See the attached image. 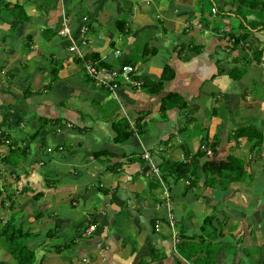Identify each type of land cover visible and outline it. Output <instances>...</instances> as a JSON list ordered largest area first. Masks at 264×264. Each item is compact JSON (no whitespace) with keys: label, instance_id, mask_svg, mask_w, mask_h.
<instances>
[{"label":"crops","instance_id":"0c3cea01","mask_svg":"<svg viewBox=\"0 0 264 264\" xmlns=\"http://www.w3.org/2000/svg\"><path fill=\"white\" fill-rule=\"evenodd\" d=\"M127 1L131 8L122 16L126 10L120 0H53L51 7L41 0H0L6 10L0 16V130L10 126L16 133L15 127L29 128L27 134L20 130L18 137H10V142L23 144V163L0 167V185L8 182L7 193H16L12 206L19 196L27 195L12 210L36 208L27 228L37 231L54 224L61 238L73 242L48 253L58 264H196L183 258L177 246L189 242L187 237L202 236V220L198 222L196 215L206 211L210 218L206 229L222 227L223 233L211 240L218 246L213 264H264L253 247H261L257 232L264 235V50L259 62L252 57L256 46L264 47V28L256 27L246 41L228 51L226 33L240 31V25L234 23L232 29L226 24L224 31L219 30L210 23L212 13L205 24L197 0ZM218 2L231 6L219 14L221 19L235 13L236 1ZM15 3L28 19L12 17L8 8ZM120 17L124 33L115 26ZM10 23L16 24L13 29ZM82 27L87 31L83 37ZM64 28L69 38L62 35ZM81 38L89 43L82 47ZM38 41L45 48L36 45ZM71 41L83 48L84 55L95 52L112 66L130 60L136 67L131 79L140 84L120 83L114 92L93 84L81 61L68 51ZM119 43L122 50L116 47ZM54 65L56 76L50 81ZM164 66L172 70V77L158 92L150 93ZM168 92L179 95L185 106L161 112L159 102ZM206 112L221 113V119L213 121ZM39 118L45 119L44 125L30 139ZM122 118L133 133L115 142L112 123ZM136 118H140L139 131L133 126ZM226 119L230 125L223 122ZM196 121L198 127L193 125ZM186 122L191 125L188 136L181 134ZM248 125L261 134L258 145L245 137L233 138L235 128ZM204 130L211 137L202 138ZM202 140L214 143L210 159L224 161L229 155L241 159L243 178L223 189L217 183L210 192L201 183L190 184L192 178L163 181L160 162L186 161L185 153L193 155ZM4 148L0 145V156ZM142 151L149 152L169 193L172 227L166 208L156 206L164 190L152 192V179H158ZM45 161L53 167L42 168ZM44 170L59 176L54 180L48 173L44 176ZM33 178L37 181L28 187L18 185ZM45 179L50 183L45 184ZM192 190L200 196L194 198ZM31 199L41 200L35 205ZM90 201H96L94 208H87ZM64 202L68 210L62 208ZM58 205L62 211L55 215L52 208ZM87 219L95 221L93 235L82 238L78 234ZM41 241L30 242L43 249L38 245Z\"/></svg>","mask_w":264,"mask_h":264},{"label":"trees","instance_id":"16d2710c","mask_svg":"<svg viewBox=\"0 0 264 264\" xmlns=\"http://www.w3.org/2000/svg\"><path fill=\"white\" fill-rule=\"evenodd\" d=\"M121 1L122 0H120V3ZM210 1L212 2V4L208 6V10H209L208 13H211L210 12L211 7L215 6V8H217L214 0H210ZM234 1H236L234 5V11L235 13H237L238 19L240 18L239 23L240 21L241 23L239 24L240 31L234 33L230 30L226 33L227 35L226 39L230 44V47H228V51L241 44V42L246 41L248 36L252 33L253 29H255L256 27H259V29L264 28V0H232V2ZM123 3L126 12L124 14L122 12V16H127L129 14L128 12L131 8V5L127 0H123ZM3 5L6 8L8 7L7 3H3ZM197 5H198L197 10L199 12L200 20L202 14V21L205 24H207V21L204 17L205 15L203 14V6L201 5V0H197ZM224 6L225 5L221 4L219 7L220 10H218L217 8L218 10L217 12H219L220 14H225L224 9L230 10L229 9L231 7L230 3H228L227 8H225ZM15 8H17V11L15 10ZM8 9H9L8 11L10 12L13 18L20 20L28 19V17L22 11L20 5H17L15 3ZM80 12L85 13L86 10L84 11L80 9ZM250 13H253L252 17ZM246 15L250 16V18L246 19L245 17ZM81 21H82V17H81ZM15 25H16L15 23H10V29H13ZM123 25H124L123 17H120L118 20H116L115 26L119 32L122 33L125 32ZM48 35L50 36L51 33H49ZM263 50L264 47L257 48V46L253 49L252 57L256 62L260 61L261 53ZM84 58L95 61L96 65H103L107 68L116 67V66H112V64H107L106 62L99 60L95 52L86 53L84 55ZM77 60L78 59L76 58V61ZM122 64L133 65L134 63H132L130 60H126ZM56 71H57V67L54 65V67L50 71L51 72L50 81L55 79ZM172 75H173L172 70L169 67L164 66L162 68L159 81L152 86L149 92L150 93L158 92L161 88L162 83L169 80L172 77ZM135 76L136 75H133L134 78ZM119 79L120 77H116L114 79V81L117 82V85L120 84ZM48 85L49 83H47L46 86L48 87ZM173 106H177L178 108H181L185 106V102L176 93L168 92L160 100L158 107L161 112H164ZM44 120L45 119H40V118L38 119V124L36 128L29 136L30 139H33L35 138V136H37L40 129L42 128V125H44L43 124ZM139 120L140 118L139 119L136 118V120L133 122L134 128L138 131L140 128ZM9 127L10 126H5L4 130H0V145L4 144L5 146V148L1 151V156H0L1 168L5 166L10 168L11 167L16 168L18 164L23 163L26 157L22 148L19 149V147L14 146L16 144H14L13 141L10 142V133L8 132ZM112 128L115 132L113 136V140L115 142H122L133 133V129L130 127L129 123L124 118L118 119L117 121L113 122ZM10 130H12V128H10ZM232 136L234 139H238L239 137H245L248 140L252 141L253 146L258 145V143H260L261 140V134L258 133L255 129L254 131H252V127L249 125L239 126L235 128L233 130ZM200 144L207 146L211 150V154L212 152H214L213 142H207L202 140ZM3 151H5V153ZM185 155L187 159L186 161L171 160L167 158V159H163L160 162L159 166L161 167V176L163 181L166 182L167 178H171L173 180H177L179 178H184L189 180L190 178H192L191 181L189 180L190 184L192 185L193 184L197 185V183H201L202 187L206 188V186L215 187V185L218 183L221 184L223 188H226L229 182L241 180L244 176L242 160L238 158H234L230 155L226 157L224 161H216L210 159V155H206L204 151H201L199 149L196 150V152L193 155L189 156V154L187 153H185ZM13 172L14 170H12V172H9V174H13ZM200 176H203L202 181L200 180ZM9 185L10 183L8 182L0 185V214H3L5 210H8L9 212L12 209L11 208L13 203L12 197H14L15 193L14 192L7 193L6 190L9 187ZM34 199H36V197ZM159 201L160 199L157 202ZM5 202H7V204H5ZM19 212L18 210H16L15 212H10L9 216L5 218L0 216V248H2L11 257V259L15 264H39L40 261H38V263L35 262L34 248L30 247L28 244L30 240H35V237L38 234V232L30 230L29 227L23 229V226L25 224L27 225L29 220L26 217V215L22 213L21 210H19ZM209 220L210 218H208V216L203 217L202 223L199 226L202 232L204 230L205 223ZM83 222H85L86 226L93 225V223H95L93 219H87L84 220ZM206 228L207 227H205V231H204L205 236L208 237V240H206V242L205 239L202 238V236L196 238L194 236L187 237V239H189V242L193 244L191 246L190 252H185L183 250V247H185L186 243H184V245L178 244L177 247L180 250L179 254H181L183 258L189 260V258L194 256L192 260L196 264L199 262H201L202 264H213L215 249L218 248V246L215 244H214L215 246H212L213 243H211V240L218 236L223 235L222 227H219L218 229L210 227L208 230ZM48 233L49 231L45 233L44 237L53 238L54 235ZM80 233L78 234L79 236ZM196 239L198 240L197 242L195 241ZM72 244L73 242L71 240L65 241L64 243H62L61 246L54 247L53 251L59 252L63 248H68ZM201 244H202V248L200 247ZM38 245L43 246L42 243ZM194 247H196V249H192ZM197 251L199 252L196 255ZM201 253L205 254L203 259ZM0 264H4V263L0 262Z\"/></svg>","mask_w":264,"mask_h":264},{"label":"rangeland","instance_id":"374dc122","mask_svg":"<svg viewBox=\"0 0 264 264\" xmlns=\"http://www.w3.org/2000/svg\"><path fill=\"white\" fill-rule=\"evenodd\" d=\"M42 2H43V4L44 5H46V4H48L50 7H51V3L53 2V0H41ZM123 1V0H122ZM215 1V3H216V7L218 8V10H220L219 9V7H220V5H219V2H218V0H214ZM210 4H212V2L210 1V0H201V5L203 6V14L205 15L204 17L206 18V17H208V6L210 5ZM198 8V5H196V9ZM198 11V10H197ZM5 12H6V10L2 7V5H0V16L1 15H3V17H4V15H5ZM220 13H216V14H211V17L212 18H210L212 21H210V23H212V24H214L213 26H216L219 30H223L226 26V24H227V26H231L232 27V29L234 28V26H233V24L234 23H236V24H240L241 23V21H240V23H239V19L236 17V16H238L237 15V13H233V15H229V16H225V19H221V16L219 15ZM250 15H251V17L253 16V13H250ZM246 17V19H249L250 18V16H248V15H246L245 16ZM209 21V20H208ZM207 21V22H208ZM65 23V22H64ZM103 31V30H102ZM224 31V30H223ZM37 44L36 45H38L40 48H45V45L43 46V42H41V41H38V42H36ZM116 47L119 49V50H122L123 49V45H122V43H119V44H117L116 45ZM22 51H24V49H22ZM43 54H45V53H43ZM24 59V58H23ZM32 64V62H30V65ZM221 72V71H220ZM123 84H127V83H123ZM138 89H139V87H137ZM143 89H144V87H142ZM211 112V111H210ZM210 112H206V113H208L207 115H208V117H210V116H212L213 118H214V120L213 121H219L221 118H219V116L221 115V113H213V114H211ZM234 120H236V122L238 121V118H234ZM224 121H226L227 122V125H230V119H226V120H223V122ZM231 121H233V119L231 120ZM223 122H221V123H223ZM185 125H186V128L185 129H183L181 132V134L182 135H184V136H188V131H189V129H188V127L189 126H191L190 124H189V122H186L185 123ZM194 126H196V127H198L199 126V122L198 121H196L194 124H193ZM18 129H16V127H15V130H17V131H20V130H22L24 133H28V131H29V128L27 127V126H24V128H20V127H17ZM10 129V128H9ZM8 129V130H9ZM17 131H16V133H14L15 131H14V129H12L11 130V132H10V137L11 138H16V136L18 137V133H17ZM14 135H16V136H14ZM201 136H202V138H205V137H211V134H210V132H206V130H204V132H203V134L201 133L200 134ZM24 138H26V139H28V135H24ZM14 144H16V145H14V146H16V147H19V149L22 147V143H18L17 141L16 142H13ZM53 150V149H52ZM48 151V150H47ZM49 154V153H48ZM41 155H42V153H41ZM44 166L42 167V168H47V169H51L53 166L52 165H50V163L48 162V161H45L44 162V164H43ZM45 174H44V176L46 175V173H48V175H47V177H52L54 180L56 179V178H58V176H59V174L57 173V174H55L54 173V170H44L43 171ZM8 173V172H7ZM77 179L79 178V176H77L76 177ZM46 181H44V182H46L45 184H49L50 183V181L49 180H47V179H45ZM37 180L35 179L34 180V178H33V180L30 182V180H28V181H23V182H21L20 184H19V182H18V185L19 186H21L22 187V185L25 183V184H27V187L30 185V183H35ZM56 182H54L53 181V184H55ZM24 184V185H25ZM94 184H96V183H94ZM221 187V189H223V187L222 186H220ZM17 189H18V187H17ZM208 192H210L211 190H213V189H209V187L208 186H206V188H205ZM53 190V189H52ZM51 190V191H52ZM162 190H163V185L159 182V181H156L155 179H152V192L154 193V194H158L159 192H162ZM192 195L194 196V198L195 197H199L200 195H199V193L196 191V190H192ZM264 194V193H263ZM15 196H16V194H15ZM71 194H70V198H71ZM19 198V200L17 201V202H14V204H13V206H11V208L13 209V208H15V206L17 205V203H19L20 202V200H23V199H27V195L25 196H19L18 197ZM163 198V195L161 194V198L160 199H162ZM37 200V199H36ZM39 200H41V199H39ZM38 200V201H39ZM31 203H34L35 205H37L36 203H38V201H35L34 199H31V200H29ZM94 206H96V201H90L89 203H87V208H94ZM31 208H33V207H30V210L29 211H24V212H22L23 214H25L26 215V217L27 218H29L30 216H33L35 213H34V211L36 210V208H34V209H31ZM62 208L63 209H69V206L64 202L63 203V205H62ZM62 208H60L59 207V205L58 206H56V208H55V206L52 208L53 209V212L55 213V215L56 214H59V213H61V209ZM11 209V211H9L8 212V210H5L4 212H3V214H0V216H2L3 218H5V217H8L9 216V214H10V212H15L16 210H18V212H19V209H14V210H12ZM52 209H50L49 211H52ZM48 211V212H49ZM20 213V212H19ZM54 214L53 213H51L50 212V214H49V219H52L54 216H53ZM205 215H209V212L208 211H206L205 213H203V212H198L197 213V215L196 216H199V221L198 222H200V220H202L203 219V217L205 216ZM215 217H218V216H216L215 215ZM25 224V223H24ZM206 225H207V222L205 223V226H204V230H203V232L201 231V233H202V238H204L205 239V227H206ZM27 228V225L25 224L24 226H23V229H26ZM30 229H32V228H30ZM157 229H158V226H157ZM162 229V226L160 225V230ZM47 231H49V233L48 234H51V235H54V238H46L45 239V237H44V235H45V233L47 232ZM36 232H38V234L36 235V237H35V240L37 241H40V240H42L41 241V243L43 244V249L42 248H35V246L33 245V244H31V242H29L28 244H29V246L30 247H33L34 248V256H35V262L36 263H38V261H40L39 262V264H58V262H57V260L56 259H52V258H54L53 256H50V255H48V253H54L55 251H53V249H54V247H57V246H61L62 245V243H64L65 242V239H63V238H61L59 235H58V233L57 232H59L58 231V229H57V227L56 226H54V224H48V225H45V227H41L40 229H38ZM261 231H258L257 233H258V240L256 241V240H254V241H256L261 247L260 248H257V246H253L254 247V251L255 250H257L258 252H259V254L261 255V257L262 258H264V252H261V251H264V235H261V234H259ZM35 240H33V241H35ZM30 241H32V240H30ZM64 241V242H63ZM205 242H206V240H205ZM40 243V244H41ZM193 244L191 243V242H188V241H186V244H185V247H184V251L185 252H190L191 251V246H192ZM216 245V244H215ZM214 244H212V246H215ZM211 246V247H212ZM201 248H202V244H201V246H200ZM192 249H196V247H194V248H192ZM217 249L218 248H216L215 249V252L217 251ZM44 252H45V255H44V258L42 259V258H39V257H41V255L42 254H44ZM199 251H197L196 252V255H197V253H198ZM202 254V259L204 258V255L205 254H203V253H201ZM256 254V256L259 258V255H258V253L256 252L255 253ZM193 255V254H192ZM195 255V256H196ZM194 257V256H193ZM193 257H191V258H189V259H192ZM206 257V256H205ZM10 258V259H9ZM207 259V258H206ZM203 261V260H202ZM0 262H3L4 264H15L14 262H13V260L11 259V257L2 249V248H0Z\"/></svg>","mask_w":264,"mask_h":264},{"label":"built area","instance_id":"2783aa9c","mask_svg":"<svg viewBox=\"0 0 264 264\" xmlns=\"http://www.w3.org/2000/svg\"><path fill=\"white\" fill-rule=\"evenodd\" d=\"M211 13H216V9L213 7L211 9ZM83 20H85V17H82ZM86 28L82 27L81 29V34L83 37L84 34L86 33ZM62 35L69 38V31L68 28H64L61 31ZM89 43L88 39L81 38L80 39V44L85 46L86 44ZM79 45H76L74 41L70 42V45L68 46V51H70L74 56L81 61V66L82 70L87 77L93 84L102 86L104 88H107L110 92H114V90L118 87L117 82L114 81L116 77H120L119 81L120 83H127L133 86H138L140 84L139 80H133L131 77L134 75L136 72V67L130 64H119L116 67H110L107 68L103 65H96V62L91 60V59H86L84 58V53L82 49H80ZM119 54V51L115 50L114 51V56H117ZM160 148H158L159 150ZM201 150L204 151L206 155L211 154V150L206 147L203 144H199L196 150ZM49 151L50 148H47ZM141 157L146 160L149 165H150V171L156 176L159 182L163 183L160 176H159V168L155 164L152 163L149 152L148 151H142ZM163 201L156 203V206H161L163 205L166 210H167V215H168V223L170 227L173 225V217L171 214L168 212L169 210V203H170V198H169V193L167 192V188L164 186L163 189ZM155 230H157V226H155ZM93 226L89 225L87 226L81 233V237H86L88 235H92L93 233ZM99 245V244H97Z\"/></svg>","mask_w":264,"mask_h":264},{"label":"clouds","instance_id":"9594fccd","mask_svg":"<svg viewBox=\"0 0 264 264\" xmlns=\"http://www.w3.org/2000/svg\"><path fill=\"white\" fill-rule=\"evenodd\" d=\"M83 17H84V16H83ZM100 87H102V86H100ZM102 88H104V87H102ZM107 90H108V89H107ZM108 91H109V90H108ZM15 194H16V193H15ZM88 226H89V225H88ZM92 226H93V225H92ZM86 227H87V226H86ZM86 227H84V229H85ZM84 229H83V230H84ZM93 229H94V227H93ZM83 230H82V231H83ZM81 233H82V232H81ZM81 233H80V237H81ZM92 233H93V232H92ZM92 235H93V234H92ZM92 235H88V236H86V237H89V236H92ZM86 237H82V238H86ZM97 244L100 245V243H96V245H97ZM99 245H97V246L99 247Z\"/></svg>","mask_w":264,"mask_h":264}]
</instances>
